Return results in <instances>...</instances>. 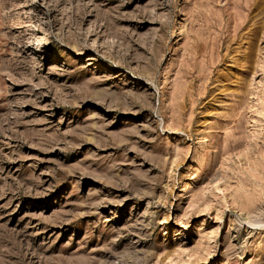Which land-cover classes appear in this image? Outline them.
<instances>
[{
    "label": "rangeland",
    "instance_id": "rangeland-1",
    "mask_svg": "<svg viewBox=\"0 0 264 264\" xmlns=\"http://www.w3.org/2000/svg\"><path fill=\"white\" fill-rule=\"evenodd\" d=\"M0 264H264V0H0Z\"/></svg>",
    "mask_w": 264,
    "mask_h": 264
}]
</instances>
